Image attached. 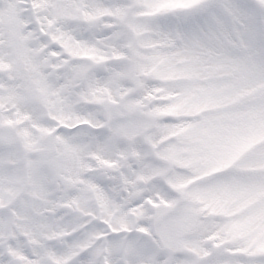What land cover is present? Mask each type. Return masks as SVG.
<instances>
[{
	"label": "snow or ice",
	"instance_id": "obj_1",
	"mask_svg": "<svg viewBox=\"0 0 264 264\" xmlns=\"http://www.w3.org/2000/svg\"><path fill=\"white\" fill-rule=\"evenodd\" d=\"M0 264H264V0H0Z\"/></svg>",
	"mask_w": 264,
	"mask_h": 264
}]
</instances>
